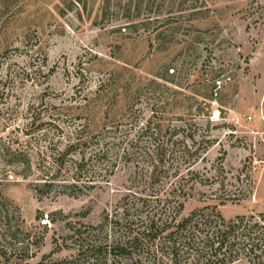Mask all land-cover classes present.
Here are the masks:
<instances>
[{
	"label": "rangeland",
	"instance_id": "obj_1",
	"mask_svg": "<svg viewBox=\"0 0 264 264\" xmlns=\"http://www.w3.org/2000/svg\"><path fill=\"white\" fill-rule=\"evenodd\" d=\"M263 140L264 0H0V264H87L128 194L264 212Z\"/></svg>",
	"mask_w": 264,
	"mask_h": 264
},
{
	"label": "trees",
	"instance_id": "obj_2",
	"mask_svg": "<svg viewBox=\"0 0 264 264\" xmlns=\"http://www.w3.org/2000/svg\"><path fill=\"white\" fill-rule=\"evenodd\" d=\"M80 140L67 148L77 147ZM0 150V157L29 164L11 145ZM151 152L159 157L158 150ZM181 189L179 185L169 192L170 198H155L153 204L144 197L123 196L112 215L106 211L103 242L72 227L79 256L87 264H97L99 256L106 264H264V212L225 218L216 204H204L183 214L190 193Z\"/></svg>",
	"mask_w": 264,
	"mask_h": 264
},
{
	"label": "built area",
	"instance_id": "obj_3",
	"mask_svg": "<svg viewBox=\"0 0 264 264\" xmlns=\"http://www.w3.org/2000/svg\"><path fill=\"white\" fill-rule=\"evenodd\" d=\"M263 144H264V140H263Z\"/></svg>",
	"mask_w": 264,
	"mask_h": 264
}]
</instances>
